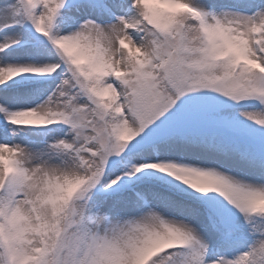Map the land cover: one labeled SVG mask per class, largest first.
<instances>
[{"label": "snow or ice", "instance_id": "snow-or-ice-1", "mask_svg": "<svg viewBox=\"0 0 264 264\" xmlns=\"http://www.w3.org/2000/svg\"><path fill=\"white\" fill-rule=\"evenodd\" d=\"M0 264H264V0H0Z\"/></svg>", "mask_w": 264, "mask_h": 264}]
</instances>
